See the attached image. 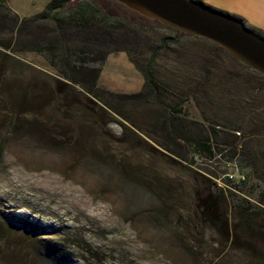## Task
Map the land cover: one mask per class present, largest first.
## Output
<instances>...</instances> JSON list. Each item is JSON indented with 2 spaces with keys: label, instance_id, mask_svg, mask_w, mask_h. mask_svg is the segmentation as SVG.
Here are the masks:
<instances>
[{
  "label": "rangeland",
  "instance_id": "rangeland-1",
  "mask_svg": "<svg viewBox=\"0 0 264 264\" xmlns=\"http://www.w3.org/2000/svg\"><path fill=\"white\" fill-rule=\"evenodd\" d=\"M95 1L127 23L112 28L98 84L142 92L111 98L117 112L69 87L45 48L54 24L0 32V264H264V237L240 209L262 208L264 228V74L210 39ZM48 2L5 0L26 17ZM149 64L157 95L143 89ZM164 106L180 109L183 131L169 133ZM206 132L213 156L192 155Z\"/></svg>",
  "mask_w": 264,
  "mask_h": 264
},
{
  "label": "trees",
  "instance_id": "trees-1",
  "mask_svg": "<svg viewBox=\"0 0 264 264\" xmlns=\"http://www.w3.org/2000/svg\"><path fill=\"white\" fill-rule=\"evenodd\" d=\"M214 9L232 15L254 32L264 36V32L261 29L248 24L244 18L221 9ZM38 22H50L57 27V35L54 41L59 45L49 41L45 48L54 58L59 60L60 66H62L60 72L69 87L72 88L73 84L81 86L87 95H91L92 98L103 104L100 107L102 110L106 111L104 108L106 106L116 111L111 98L133 99L142 93L120 94L98 84L103 65L111 52L108 50L107 45L112 40V28L116 26L125 28L127 26V23L119 19L112 6L105 2L98 3L95 0H49L44 10L26 17L14 12L5 4V0H0V32L5 29L17 32L29 25V23ZM89 54L96 55L88 57ZM95 61L99 62L97 66L93 65ZM140 70L144 75L143 89H148L149 92L157 95L162 85L153 77L151 64ZM89 100H91L90 97ZM180 112V109L171 111L164 106V122L169 125L167 127L171 135L175 131L174 127L180 131L185 129V126H183L185 124L181 121L184 119H180L179 116L181 115ZM236 132L241 133L239 130ZM188 143L193 145H190L188 150L194 156L202 153H208L210 156L214 154L215 147L211 143V137L208 132L200 134L195 140H190ZM232 153V156H234L236 151L232 150ZM191 160L193 161V157ZM212 184L217 186L218 182L212 181ZM240 209L242 211L241 219L246 226L252 232L264 237V228L256 219V216L260 213L259 211L263 209L248 200H244ZM26 223L33 230L39 229V226L31 221ZM48 250L55 253L56 257L59 254V251L53 246H48Z\"/></svg>",
  "mask_w": 264,
  "mask_h": 264
},
{
  "label": "water",
  "instance_id": "water-1",
  "mask_svg": "<svg viewBox=\"0 0 264 264\" xmlns=\"http://www.w3.org/2000/svg\"><path fill=\"white\" fill-rule=\"evenodd\" d=\"M146 16L210 39L264 74V36L199 0H116Z\"/></svg>",
  "mask_w": 264,
  "mask_h": 264
},
{
  "label": "crops",
  "instance_id": "crops-1",
  "mask_svg": "<svg viewBox=\"0 0 264 264\" xmlns=\"http://www.w3.org/2000/svg\"><path fill=\"white\" fill-rule=\"evenodd\" d=\"M199 1L204 2V0ZM207 2L211 3V5L208 4L211 7L244 18L248 24L257 27L264 32V0H207ZM107 65V62L105 61L99 77L100 80L105 73Z\"/></svg>",
  "mask_w": 264,
  "mask_h": 264
},
{
  "label": "built area",
  "instance_id": "built-area-1",
  "mask_svg": "<svg viewBox=\"0 0 264 264\" xmlns=\"http://www.w3.org/2000/svg\"><path fill=\"white\" fill-rule=\"evenodd\" d=\"M244 178V177H243Z\"/></svg>",
  "mask_w": 264,
  "mask_h": 264
}]
</instances>
